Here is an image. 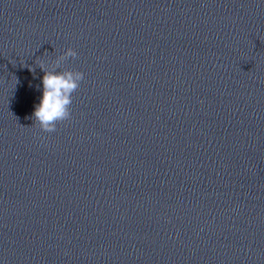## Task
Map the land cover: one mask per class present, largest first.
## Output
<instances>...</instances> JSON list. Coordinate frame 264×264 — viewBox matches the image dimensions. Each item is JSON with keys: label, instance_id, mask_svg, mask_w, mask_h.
I'll use <instances>...</instances> for the list:
<instances>
[{"label": "water", "instance_id": "95a60500", "mask_svg": "<svg viewBox=\"0 0 264 264\" xmlns=\"http://www.w3.org/2000/svg\"><path fill=\"white\" fill-rule=\"evenodd\" d=\"M0 264H264V0H0Z\"/></svg>", "mask_w": 264, "mask_h": 264}, {"label": "clouds", "instance_id": "9594fccd", "mask_svg": "<svg viewBox=\"0 0 264 264\" xmlns=\"http://www.w3.org/2000/svg\"><path fill=\"white\" fill-rule=\"evenodd\" d=\"M77 52L68 48L51 63L37 60L36 66L43 72L42 96L35 105L31 119L33 126H38L44 133H54L57 126L72 119L73 94L79 89L85 78L82 71L63 68L62 64L69 58L75 59ZM35 71V68H31Z\"/></svg>", "mask_w": 264, "mask_h": 264}]
</instances>
